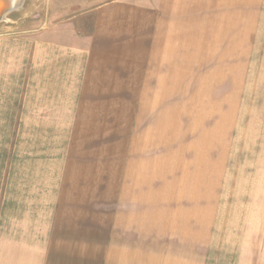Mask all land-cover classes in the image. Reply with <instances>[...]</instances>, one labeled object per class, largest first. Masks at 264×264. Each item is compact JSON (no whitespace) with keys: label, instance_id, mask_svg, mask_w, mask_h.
<instances>
[{"label":"crops","instance_id":"0c3cea01","mask_svg":"<svg viewBox=\"0 0 264 264\" xmlns=\"http://www.w3.org/2000/svg\"><path fill=\"white\" fill-rule=\"evenodd\" d=\"M23 32L0 35V264H264V215H219L216 199L186 198L175 182L143 199L124 168L116 178L88 163L109 152H72L94 141L79 129L126 128L128 97L133 124L147 121L143 99L158 112L154 97L185 88L176 81L264 96V0H56ZM161 112L167 128L174 108ZM218 143L221 179L236 148Z\"/></svg>","mask_w":264,"mask_h":264},{"label":"rangeland","instance_id":"374dc122","mask_svg":"<svg viewBox=\"0 0 264 264\" xmlns=\"http://www.w3.org/2000/svg\"><path fill=\"white\" fill-rule=\"evenodd\" d=\"M55 1L24 0L18 10L7 15L6 20L9 18L14 21L13 28L7 27L11 23L7 24L6 20L0 22V35L20 36L24 30L43 26L49 11L53 12L55 9ZM176 82H180L185 88L176 89L173 97H154L160 103L158 112H148L144 105L148 99H143L144 114L150 115L147 121L133 124L134 114L131 110L134 108L135 98L128 97L125 105L129 116L126 128L106 126L79 129L77 135L80 139L85 138L87 141L86 138H90L94 141L90 145L86 143L81 149H76L73 145L72 152L90 150L105 153V156L109 152L110 160L94 156L87 162L92 164L96 173L97 168L103 169V165L109 164L111 174L116 175V178H119L121 169L124 168V184H141L143 199L151 198L157 186L158 198L165 199L168 194L166 184L175 182L176 189L177 184H182L188 190L186 198L216 199L219 215H264V96L236 94L239 92V88L235 86L236 81H225L223 88H218V80L212 79ZM118 106H110L112 116L116 118L113 123L118 122L115 109ZM172 107L174 119H169L167 128H158L164 123L161 111L166 109L170 114ZM157 115L159 121L156 120ZM164 117L165 120L166 116ZM150 126L157 128L152 129ZM57 130L47 129L45 133L49 137L60 136ZM20 132L22 137L23 129ZM67 133L70 134L69 130ZM25 134L34 135V129H26ZM241 137V142L252 143L239 144L238 140H233ZM142 138L146 143L141 142ZM80 139L79 143H83ZM126 139L125 149L123 141ZM218 141L223 143V147L225 142H229L236 148L227 149L228 152L236 150L231 152L235 157L233 159L231 156L230 160H226L225 173L221 179L218 177V158L221 152ZM15 146L18 148L17 143ZM54 146L61 147L54 143L48 144V147ZM130 150L132 153L129 157ZM124 152H127L126 156L130 160L122 158ZM124 159L127 160L125 167ZM78 161L80 160L77 159ZM116 178L110 182L121 181ZM98 180L99 178L96 182ZM219 181L222 184L218 191Z\"/></svg>","mask_w":264,"mask_h":264},{"label":"water","instance_id":"95a60500","mask_svg":"<svg viewBox=\"0 0 264 264\" xmlns=\"http://www.w3.org/2000/svg\"><path fill=\"white\" fill-rule=\"evenodd\" d=\"M0 3V22H2L5 16L12 12L16 7L19 8V2L14 5L11 1L0 0Z\"/></svg>","mask_w":264,"mask_h":264},{"label":"bare ground","instance_id":"6f19581e","mask_svg":"<svg viewBox=\"0 0 264 264\" xmlns=\"http://www.w3.org/2000/svg\"><path fill=\"white\" fill-rule=\"evenodd\" d=\"M7 1H11V3H13L14 5L16 4V3H18L19 4V7L23 4V2H24V0H7ZM21 3V4H20ZM1 4V3H0ZM18 6V5H17ZM15 9H18L17 7L15 8ZM14 9V10H15ZM7 19V15L5 16V18H4V20H6Z\"/></svg>","mask_w":264,"mask_h":264}]
</instances>
